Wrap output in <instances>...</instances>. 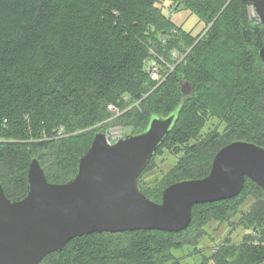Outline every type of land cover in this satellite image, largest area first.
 I'll return each instance as SVG.
<instances>
[{
  "label": "trees",
  "instance_id": "16d2710c",
  "mask_svg": "<svg viewBox=\"0 0 264 264\" xmlns=\"http://www.w3.org/2000/svg\"><path fill=\"white\" fill-rule=\"evenodd\" d=\"M250 5L252 0H0V183L6 196H26L33 158L50 182H66L96 131L124 124L136 132L152 114L177 107L174 128L139 176L141 190L157 202L168 185L206 176L223 146L242 140L264 147V27L250 17ZM165 8L189 10L206 31L195 35L176 25ZM173 50L184 57L159 81L149 63L161 57L174 63ZM186 82L190 95L181 90ZM111 103L124 111L121 116L112 117ZM211 117L220 124L203 131ZM61 127L64 135L57 134ZM162 148L178 160L153 195L142 176ZM245 195L253 200L241 211ZM239 213L241 240L229 234L219 242L210 235L207 224L234 225ZM204 238L214 243L198 250ZM189 245L194 251L185 256L202 251L198 264H264L262 187L246 178L237 195L195 204L185 229L94 232L71 239L39 264H190L175 254Z\"/></svg>",
  "mask_w": 264,
  "mask_h": 264
},
{
  "label": "water",
  "instance_id": "95a60500",
  "mask_svg": "<svg viewBox=\"0 0 264 264\" xmlns=\"http://www.w3.org/2000/svg\"><path fill=\"white\" fill-rule=\"evenodd\" d=\"M252 1L264 27V0ZM259 54L264 64V43ZM181 90L190 95L192 85L186 82ZM179 111L152 114L145 128L113 144L104 131H96L66 182H50L33 158L24 198H8L0 183V264H39L71 239L94 232L185 229L195 204L237 195L246 178L264 190V147L237 140L218 150L206 176L168 185L160 202L149 198L139 176L174 128Z\"/></svg>",
  "mask_w": 264,
  "mask_h": 264
},
{
  "label": "rangeland",
  "instance_id": "374dc122",
  "mask_svg": "<svg viewBox=\"0 0 264 264\" xmlns=\"http://www.w3.org/2000/svg\"><path fill=\"white\" fill-rule=\"evenodd\" d=\"M165 12L167 15L171 16L172 21L176 25H181L185 30L191 31L193 34L197 35L202 32V34L206 31L205 30V23L200 20V18L192 14L189 10H172L170 11L168 8H165ZM216 124L219 123V119L217 117H211L207 125L204 127L203 131L208 130L209 128L214 127ZM221 127L224 125L221 124ZM178 157L172 154L167 148H162L158 155L153 158L151 168L142 176V180L145 183L146 187H151L150 190L153 195H155L156 189H158L161 185H158L164 175L172 168V166L177 162ZM244 202L241 205V211H246L249 208L250 203L252 202L253 198L251 196L245 195L243 196ZM241 214H237L234 218H232L233 224L231 225L229 222H218L212 221L207 224V230L209 231L212 237H215L217 241L221 242L227 235L231 234L233 239L236 241L241 240L242 235L244 234V227L237 224ZM232 230V233L230 231ZM209 237V236H208ZM214 242L213 240H209L208 238H204L200 245H198L199 249H204L206 246L212 245ZM194 251V246L189 245L184 249L175 251V254L178 256L184 257L183 260L189 262L190 264H198L201 258V252L195 253V255L185 256L190 252ZM205 254L210 253V249H205L203 251ZM211 264V263H208Z\"/></svg>",
  "mask_w": 264,
  "mask_h": 264
},
{
  "label": "built area",
  "instance_id": "2783aa9c",
  "mask_svg": "<svg viewBox=\"0 0 264 264\" xmlns=\"http://www.w3.org/2000/svg\"><path fill=\"white\" fill-rule=\"evenodd\" d=\"M249 13L250 17L252 18L258 17L254 5L249 6ZM183 57L184 54H182L179 50H173L171 53V59L174 61V63H171L164 57H161V62L158 63L157 61H151L149 63V71L153 77L159 81H163L167 77V73L172 70L182 60ZM164 63L166 66L164 67V72H162L161 66H163ZM108 108L112 112L113 118L121 116L124 112L121 108L112 103L108 104ZM104 132L106 133L108 142L113 144L133 131L131 126L124 124H111L104 130ZM57 134L64 135V128L61 127Z\"/></svg>",
  "mask_w": 264,
  "mask_h": 264
}]
</instances>
